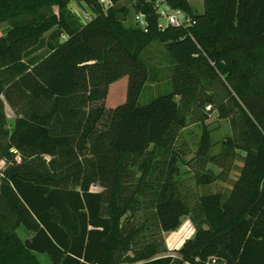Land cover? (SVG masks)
<instances>
[{
	"label": "trees",
	"instance_id": "16d2710c",
	"mask_svg": "<svg viewBox=\"0 0 264 264\" xmlns=\"http://www.w3.org/2000/svg\"><path fill=\"white\" fill-rule=\"evenodd\" d=\"M69 1L0 0V159L8 147L21 156L0 170V264H40L35 253L52 264H264V0H202L200 13L166 0L191 23L162 29L134 0L145 30L123 24L120 0H72L89 10L83 22ZM153 40L172 61L171 90L138 104L151 77L139 54ZM193 104L230 127L216 153L202 128L200 181L241 164L226 194L189 204L172 144ZM181 217L193 233L164 254L161 233Z\"/></svg>",
	"mask_w": 264,
	"mask_h": 264
},
{
	"label": "rangeland",
	"instance_id": "374dc122",
	"mask_svg": "<svg viewBox=\"0 0 264 264\" xmlns=\"http://www.w3.org/2000/svg\"><path fill=\"white\" fill-rule=\"evenodd\" d=\"M186 1L193 11L197 13L202 12V0ZM120 4L128 7L127 2L124 0L119 1L117 6ZM67 9L71 14L78 18L80 22L86 21L82 17L84 13H89V10L85 6L71 0L67 3ZM131 12L132 10L129 9L128 13L123 18V24L128 27H135ZM139 59L147 68L149 75H151V77L144 82L137 96V103L145 104L153 97L167 93L171 90L170 76L172 71V61L163 45L155 40L149 42L141 50ZM212 90L214 94H220V85H214ZM206 106L207 104H193L190 107L187 113L186 123L184 127L176 131L172 144V148L177 153L181 154V162L176 164L178 168L175 178L177 179L178 189L180 194L187 198L189 204H192L195 197L202 192H220L226 194L241 164V160L239 158H236L233 161V167L225 181L217 179L200 181V179H203L201 174L204 172V163L195 158L194 154L202 128H205L208 131L210 141L212 142V146L210 148L212 153H216L218 151L219 141L226 135L230 134L228 122L217 117L215 111L212 109V105H210L208 109ZM9 152L12 153L8 158L7 154ZM7 159H12L10 164L18 163L21 161V156L12 147H8L4 158L0 159V170L9 164V162H5ZM211 168L214 173L217 172V168ZM68 185L76 187L72 181H68ZM90 189L97 190L98 187L91 186ZM181 225H184L187 230V236L184 237L182 241L192 235V223L188 217H181L180 225L176 230L166 232L165 234L161 233L164 239V246H166V250L163 252L164 254L173 255L174 257L178 256L175 250L181 245L182 241L179 243L180 240L178 241L175 232H177ZM15 232L20 239H24L29 235L21 226L16 228ZM36 257L40 264H51V262H49V257L44 253H37Z\"/></svg>",
	"mask_w": 264,
	"mask_h": 264
},
{
	"label": "built area",
	"instance_id": "2783aa9c",
	"mask_svg": "<svg viewBox=\"0 0 264 264\" xmlns=\"http://www.w3.org/2000/svg\"><path fill=\"white\" fill-rule=\"evenodd\" d=\"M122 1V0H120ZM127 2L128 7L132 10L134 0H124ZM103 7H108L111 5L109 0H99ZM146 3L150 4L152 10L157 18V28L162 29L167 25L175 27H184L191 23V18L183 12L178 7H171L166 0H145ZM132 19L135 27L145 30L146 19L144 14L141 12H135L132 10ZM83 19L87 20L90 17L89 13L83 14ZM210 105L207 104L206 108L208 109ZM206 264H216L215 258H209L206 261Z\"/></svg>",
	"mask_w": 264,
	"mask_h": 264
},
{
	"label": "crops",
	"instance_id": "0c3cea01",
	"mask_svg": "<svg viewBox=\"0 0 264 264\" xmlns=\"http://www.w3.org/2000/svg\"><path fill=\"white\" fill-rule=\"evenodd\" d=\"M7 27H8V25H7V23L6 22H0V36H2L5 32H6V30H7ZM2 107H3V111H4V115H5V120H6V124H8L9 122H11V120H12V118H13V110L3 101V105H2ZM14 149V148H13ZM15 150V149H14ZM168 232H171V231H168ZM28 233V232H27ZM166 232H162V234H165ZM176 233V236H177V238H178V241H179V243L182 241V239L184 238V237H186L187 236V230H186V228H185V226L184 225H181L180 227H179V229L177 230V232H175ZM29 234V233H28ZM166 247V246H165ZM36 255H37V253H35ZM45 254V253H44ZM46 255V254H45ZM47 256V255H46ZM48 258V257H47ZM49 260V259H48ZM49 262H51L50 260H49ZM52 264V263H51Z\"/></svg>",
	"mask_w": 264,
	"mask_h": 264
},
{
	"label": "water",
	"instance_id": "95a60500",
	"mask_svg": "<svg viewBox=\"0 0 264 264\" xmlns=\"http://www.w3.org/2000/svg\"><path fill=\"white\" fill-rule=\"evenodd\" d=\"M11 153H12V152H9V153L7 154V157H8V158L11 156Z\"/></svg>",
	"mask_w": 264,
	"mask_h": 264
}]
</instances>
